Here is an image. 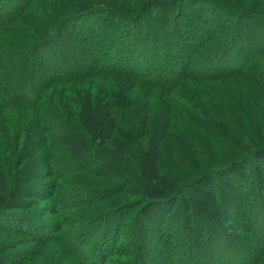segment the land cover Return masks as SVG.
<instances>
[{
  "label": "trees",
  "instance_id": "1",
  "mask_svg": "<svg viewBox=\"0 0 264 264\" xmlns=\"http://www.w3.org/2000/svg\"><path fill=\"white\" fill-rule=\"evenodd\" d=\"M259 21L227 0H0V264L53 245L63 264H264Z\"/></svg>",
  "mask_w": 264,
  "mask_h": 264
},
{
  "label": "rangeland",
  "instance_id": "2",
  "mask_svg": "<svg viewBox=\"0 0 264 264\" xmlns=\"http://www.w3.org/2000/svg\"><path fill=\"white\" fill-rule=\"evenodd\" d=\"M227 1H229L231 3V5H235V6L239 7V8H242V9H252V10H256L258 12L259 11L260 12L262 11V13L264 14V0H227ZM257 23L260 24L259 25L260 26V29H259L260 32H264V23L262 21H259ZM64 94L65 95H68V93L67 94L64 93ZM234 94L237 95L238 94V91L237 90H234ZM136 95L137 94L134 93L133 94V97H135ZM155 101H157V100H153L151 102V105L153 104V106H152L153 108L152 107L148 108V111L151 113L152 116H154L155 105H157V102H156V104L154 103ZM152 109H154V110H152ZM104 126H105V124H103V127ZM88 129H89V132L93 131V127H91L90 122H89V128ZM95 129H98V126L97 127L95 126ZM26 152H28V153L31 154V153H33V149H27ZM34 162L35 161L33 160V163ZM15 169L19 170L16 167H15ZM40 170H41L40 172H43L42 169H40ZM50 181H51V179H43V180H40L39 181L40 183H38L37 187H42V186L45 187L46 184H48ZM203 198H204L203 196H200V200L201 201H202ZM48 205H49V201H40L38 199L37 200H33V203L31 204V207L33 208L32 209L33 210L32 211L33 214L34 213H37L38 214L39 213L38 211H39L40 208H42L44 206H48ZM44 214L41 215L43 218H45V215ZM6 239H7V241H9V244H11V246L17 244L21 240V245L20 246H16V248L14 249V251H10L11 253H17V252H21V251L24 252L25 251V252H27L26 253L27 254V257H30L34 252L38 251L41 248L40 245H39V243L31 242L27 237H25V238L24 237H20L17 234L16 235L15 234L14 235H11L10 234ZM53 246H54V249L55 250L53 249L54 252L52 253V256H51V259H50L51 261H49V262L51 264H63V263H67L66 261H64V259H65L64 256L65 255H63V252L62 251L59 252L56 249V248H59V247H56L57 245H53ZM60 254L62 256H60ZM57 256L60 257V260L57 259ZM52 257H54V259H52ZM31 260H33V259H31ZM42 263H40V264H42ZM7 264H14V263L12 262V259H9L8 262H7ZM23 264H34V262L32 261L30 263V262L25 261Z\"/></svg>",
  "mask_w": 264,
  "mask_h": 264
}]
</instances>
